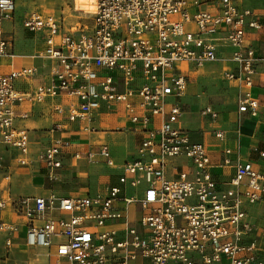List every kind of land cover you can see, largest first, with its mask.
Returning <instances> with one entry per match:
<instances>
[{
    "label": "built area",
    "instance_id": "obj_1",
    "mask_svg": "<svg viewBox=\"0 0 264 264\" xmlns=\"http://www.w3.org/2000/svg\"><path fill=\"white\" fill-rule=\"evenodd\" d=\"M85 1L89 23L68 27L65 14L39 9L22 19L26 32L42 36L41 56L54 65L50 82L31 90L17 82L37 68L0 73V154L13 153L0 159V173L9 179L11 162H36L29 130L17 125L29 117L18 113L25 104L50 100L67 120L47 131L50 141L37 154L50 182L60 177L67 154L84 157L59 135L68 123L86 122L84 129L95 131L96 116L117 107L141 141L119 167L105 143L87 152L90 163L98 154L119 170L118 185L105 195L1 194L3 248L21 247L16 242L23 231L24 246L46 251L45 264H264V230L247 218V208L264 201V170L239 157L223 188L213 178L206 146L177 126L190 74L216 63L223 65L221 78L235 84L239 115L264 120V38H256L264 36V0ZM15 11L16 0H0V58L15 56V39L4 28L16 21ZM200 112L219 119L212 104ZM215 136L225 139L224 131ZM177 158L193 170L169 177V162ZM135 210L141 213L136 220Z\"/></svg>",
    "mask_w": 264,
    "mask_h": 264
},
{
    "label": "crops",
    "instance_id": "obj_2",
    "mask_svg": "<svg viewBox=\"0 0 264 264\" xmlns=\"http://www.w3.org/2000/svg\"><path fill=\"white\" fill-rule=\"evenodd\" d=\"M71 2L76 1L63 0L65 5L49 7L57 14H65L68 27L77 24V20L85 18L86 15L88 18L89 15L87 10L82 7H74L72 11L71 6H69ZM72 12H75V14ZM7 24L11 27L13 25L16 27L18 26V22L16 21L14 23L5 22V31ZM11 32L9 33L6 31L7 34H11L15 39ZM18 36V39H15L14 45L15 56L9 59L0 58V73H9L13 68L35 67L37 68L36 74L29 79L19 80L17 82V87L20 90H31L38 85L49 83L54 62L41 56L45 45L44 39L42 36L26 31L23 35L19 33ZM256 38L263 40V33L258 36L256 35ZM222 66L223 65L219 63L210 64L204 69L190 74L187 95L182 100L185 113L178 121L177 126L187 130L192 141L203 143L206 146L212 163L211 172L213 178L221 183L223 188H226L235 174V162L239 157L246 161H252L257 168L264 170V161L259 153L260 151H264V120H256L248 113L239 115L235 97V84L221 78L220 72ZM218 69H220L218 74L221 81L224 82L223 84H229V87L232 88L230 89L237 107H234V112L226 116L225 120L227 123H224L222 126L220 125L221 127L219 125H212L211 122H216L217 120H211V122H209L207 120L209 118L200 117V115L197 116L199 111H201L205 105L210 104V102L202 101L201 103L195 100L191 94V84L194 76L204 71H207V73H215ZM261 93H263V91L258 87L257 95L259 99L261 98ZM196 97L198 98L197 94ZM60 100L61 99H57V102ZM198 108H200L199 111ZM115 110L116 114H108L107 111L103 110L96 116L95 121L90 124L95 127V131L89 132L85 130L84 127L88 125L86 122L67 124V130L59 133V135L70 144V147H68L69 151H80L84 154V157L82 160H76L72 156V153L67 154L64 159V166L59 171L60 177L58 180L50 182L46 178L44 166L36 160L37 154L44 150L50 141L49 132L47 131L51 129L55 123H66L67 120L65 115H58L52 110V101L50 100L35 106L26 104L20 106L18 108V113H28L29 117L18 118L17 125L29 130L31 151L36 162L28 167H16L14 163L11 162V169H13V171L11 172L9 180L11 179L12 184L10 190L3 193H9L13 198L39 195L48 196L51 193H55L61 197L86 194H107L108 189L115 185L113 182V169L117 173H119V170L107 166L104 159L98 154L95 156L96 162L90 163L86 159L87 152L91 149L97 151L98 144H107V137L112 135L117 129L124 136L125 140L124 159H122L123 157L120 156L119 151H117L115 147V149L111 148L110 150L119 167L124 161L128 160V157L132 155V157H134L136 155V150L141 141V136L130 129L131 125L124 111L117 107ZM216 110L219 112L218 109ZM237 114L239 126L236 125ZM216 131H224V141L216 138ZM228 149L231 150L230 154L226 153ZM4 150L5 147L0 146V152ZM7 153H9L10 156L13 155L12 151L6 152L5 154ZM226 159L230 161V164H225ZM192 170L193 168L190 161L177 158L169 162L167 174L169 177H178L180 171L191 172ZM3 179L5 180V178ZM263 208L264 201L247 208L248 220L262 230H264V210H261ZM10 218L11 217L8 216V220Z\"/></svg>",
    "mask_w": 264,
    "mask_h": 264
},
{
    "label": "rangeland",
    "instance_id": "obj_3",
    "mask_svg": "<svg viewBox=\"0 0 264 264\" xmlns=\"http://www.w3.org/2000/svg\"><path fill=\"white\" fill-rule=\"evenodd\" d=\"M65 5L63 3V0H16V11H15V19L16 22H18V26L16 27L13 25L12 27L8 24L6 26V31L9 33H13L15 39H18V34L20 33L23 35L25 32L24 28L22 27V19L24 15L34 9H39L43 12L51 11L53 12V9H50L49 7ZM69 6H71L72 11L74 7H82V4H79L77 2H71L69 3ZM75 14V12H72ZM89 16L87 18V15L85 18H82L80 22L89 23ZM253 33V32H251ZM255 34V33H253ZM17 44V43H16ZM217 69V67H216ZM219 71L216 70L215 73L208 72L207 71L198 73L197 76L193 77V81L191 84V94L195 98V100H198L202 103V101H209L210 104H213L216 109L219 110V119L216 122H211V120L207 119L209 122L212 123V125H223L224 123H227L226 116L230 114L231 112H234V107H236V102L234 100V97L232 96L231 87H229V84H223L224 82L221 81V78L219 77ZM231 88V89H230ZM257 92V91H256ZM196 94H201L200 98L196 97ZM262 95V93H261ZM237 108V107H236ZM200 108H198V111ZM236 112V110H235ZM115 113V112H114ZM116 114V113H115ZM202 116L200 111L197 116ZM237 126H239V119L237 114ZM220 126V127H221ZM124 136L121 134L120 131L117 129L115 132H113L112 135L107 137V145L111 149H115L119 151L120 156H122L124 159ZM115 147V148H114ZM133 156V155H132ZM131 156V157H132ZM131 157H128L127 159H130ZM4 159L5 161L10 158V154H0V159ZM105 169V168H104ZM107 169V168H106ZM5 174H0V194L3 192H7L10 190L11 187V179H3ZM118 173L113 169V182L115 185H118L117 181ZM261 210H264L261 209ZM141 213L139 211L135 210L132 212V217L134 220H136ZM4 233L0 232V264H45L46 259V251L43 249H35V248H28L24 246V232L21 231V233L17 236V242L20 243L21 247H15L13 249H3L4 241L3 237Z\"/></svg>",
    "mask_w": 264,
    "mask_h": 264
},
{
    "label": "bare ground",
    "instance_id": "obj_4",
    "mask_svg": "<svg viewBox=\"0 0 264 264\" xmlns=\"http://www.w3.org/2000/svg\"><path fill=\"white\" fill-rule=\"evenodd\" d=\"M77 3H81L83 5L84 9H86V10L89 9L88 8L89 4L85 0H79V1H77Z\"/></svg>",
    "mask_w": 264,
    "mask_h": 264
}]
</instances>
